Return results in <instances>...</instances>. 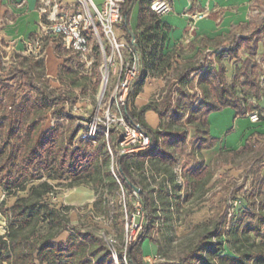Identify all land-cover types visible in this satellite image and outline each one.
<instances>
[{"label": "trees", "instance_id": "obj_1", "mask_svg": "<svg viewBox=\"0 0 264 264\" xmlns=\"http://www.w3.org/2000/svg\"><path fill=\"white\" fill-rule=\"evenodd\" d=\"M137 1L140 8L135 40L142 52L143 71L134 90L129 93L123 110L130 123L140 124L153 135L154 144L143 151V157L155 155L161 162L173 166L178 160L177 150L187 141L190 132L188 126L192 129L195 147L211 148L215 145V139L209 138V114L225 107H232L236 115H246L247 100L216 84L218 77L222 76L218 69L207 68L200 72L202 66L198 64L177 67L178 62L172 56L178 53V48L183 42H171L170 25L152 10L153 0L123 1L122 20L116 24H122L126 33H129L130 15ZM53 40L57 53L64 57L57 77L70 80L68 88L76 86L86 90L90 85L88 75L97 71L101 63L98 45H95V60L89 73L80 75L72 65L75 56H65L63 53L65 50L61 37L53 36ZM262 42L264 16L248 33L233 37L228 44L218 43V46L224 44L221 53L234 59L240 56L243 47L251 53H256ZM45 46L46 43H43L42 51L45 50ZM15 55L13 53V57ZM2 59L3 55L0 54V185L7 195L17 193L10 207L5 206V200L0 204L4 214H11L6 233L0 234V264H116L112 248L103 234L106 231H100L93 223L100 222L101 219L109 221L107 224L113 225L116 229L113 236L116 239L118 264H126L125 256L127 264H264V189L261 188L253 194L252 199H248L247 203L240 207V210L232 212L233 218L230 221L228 215L224 214L213 219L211 223L195 227L192 231L193 236H188L193 239L189 249L180 258L168 260L170 259L168 253L157 240L159 255L167 260L156 263L145 261L143 240L150 236V232L157 227L163 217L171 218L173 214L171 211H167L166 215L160 213L165 210L158 207L154 195L156 187L153 182L156 178L141 171L140 163L132 162L134 155L138 154L134 152L120 157L116 172L128 193L133 191L134 185L141 189L148 215L145 228L132 243H129L124 255L125 217L119 195L120 186L110 169V153L104 133L98 132L96 145L87 140H79L75 145L74 140L84 125L80 123L73 128L62 120L74 123L77 117L72 111L76 101L70 90L56 92L47 89L46 81L49 77H46L45 58H34L28 62V57H23L10 67L7 74L2 72ZM36 65L41 68L40 76L45 82L36 79L33 70ZM172 68L177 71L176 78L164 91L163 101L151 98L140 108L134 107L132 103L143 90L147 78L150 75L163 76ZM262 73L261 65L251 58H244L241 74L246 79L245 88L248 94L264 96V86L259 81ZM197 77L203 95L189 101L186 106L189 108L188 111L184 110L183 98H192L188 88L189 84L194 85ZM17 78L16 88L7 89L10 80ZM206 79L209 80V85L203 84ZM24 87L31 95L17 102L16 92ZM175 93L181 96L177 109H174ZM148 110H154L160 115L159 127L152 128L146 121L145 113ZM170 111L175 115L173 121H164ZM47 114L55 119L53 125H44L43 117ZM259 137L264 139V133ZM260 139L252 134L240 149L227 150L219 155L249 149L252 142H259ZM117 140L118 135L113 131L110 139L113 148ZM255 161L264 164V153ZM103 171L112 176L110 184L114 185L118 205L114 200L112 207H109L104 215L91 208L87 214L90 222L64 226L65 218L72 213L74 206L62 205L54 200V197L61 193L57 184L64 180H70L71 185L94 182L96 188L100 186L101 193L93 202L94 207L102 201L103 196H107L109 183L105 184L103 181ZM213 176L214 171L210 165L202 162L194 164L184 173V200H188L190 196L202 197L208 190L207 184ZM144 181L150 186L149 189L143 186ZM171 181L174 199L165 200L163 198H167L169 192L160 193L162 203L168 207L179 205L183 201L179 193L183 189L182 183L177 181L175 172L171 174ZM260 194L263 196L261 199L258 198ZM65 230L68 232L67 237L64 235ZM251 237L259 241L257 243L253 241L251 245L246 244V240Z\"/></svg>", "mask_w": 264, "mask_h": 264}, {"label": "rangeland", "instance_id": "obj_2", "mask_svg": "<svg viewBox=\"0 0 264 264\" xmlns=\"http://www.w3.org/2000/svg\"><path fill=\"white\" fill-rule=\"evenodd\" d=\"M95 1L98 5L102 6L103 0ZM51 2L52 3L50 6L44 5L42 2L41 5H44L48 11L52 10L53 6L56 5V3L58 5V11H60L65 4L71 5L70 8L73 12L77 10L75 6H72L73 0H51ZM139 8L140 3L139 1H137L133 5L130 15V28L134 33L138 31L137 26ZM263 16L264 7L259 10L253 11L251 14V23L259 21ZM114 29L119 41L125 43L130 41L129 33H126L125 28L122 24H115ZM44 37L45 36H42V32L40 31V33H38L32 39L27 40L25 44L22 45V47H17V43L15 41H0V54L3 55L2 72L7 74L10 70V67L22 60L23 57H28V62L33 61L34 58H36L35 52L27 51L28 42H34L38 38L43 40L45 39ZM105 42L107 48L109 49L108 42ZM222 50L223 48H220L217 43L205 44L203 42H197L196 44H192L184 42L178 48V53L174 54L172 57L175 61L178 62L177 67L180 68L184 67L187 64H198L202 66L200 72H203L207 68L220 70L222 76L218 77L216 84L220 88L227 89L226 91H232L236 93L240 98L246 99L248 103H251V108H253L252 101L256 96L247 93V90L245 88L246 79L241 74L242 64L244 58L248 57L261 65L263 68V73L259 81L261 85L264 86V78H262L264 76V42L260 44V48L256 53H251L246 47H243L240 56L234 59L230 58L227 54H222ZM123 51L125 52L124 48ZM14 52H16V55L13 57ZM63 53L65 54V51H63ZM71 56H75V60L73 61L72 65L75 69H79L82 64L79 60V57L74 54H72ZM61 58L63 62L64 57ZM97 69V71L93 73L91 72L88 75L87 80L89 81L90 85L86 90H82L81 88L76 86H70V88H68V85H70V80H65V78L61 79L57 76L55 78H49L46 81L48 82V90H55L56 92H68V90H70L73 93L71 94V96L73 97V99H75L76 102L73 107L72 113L77 118L75 119L73 124L69 123L67 120H62L65 121V124L67 126L71 125L74 128L80 123L82 125H85L82 121L86 118L92 117V115H94V113L97 111L99 103L101 102L103 105L106 98L109 96L111 91L110 89H108L103 96L101 94L100 84L102 75L99 67ZM33 70L36 79H38L39 82H45V79L40 76L41 68L36 65L34 66ZM176 74L177 71L175 70V68H172L168 70V72L163 76L150 75L148 78L159 80L162 82L161 85L154 88V92L151 94L150 99L154 98L163 101L162 99L165 93L164 91L174 83ZM17 80L18 78L16 80H10V86L7 87V89H15L16 83H18ZM203 84L209 85V80H204ZM188 92L191 94L192 98H183L184 100L182 107L187 111L189 109L186 107L188 105V102L192 99L196 100L203 95L198 77L195 79L193 86L189 84ZM29 94L31 95L30 91L26 87H24L20 91H17V102L21 101L25 96H28ZM173 100L174 109H177L176 107L179 103V100H181L180 94L175 93L173 95ZM174 117V112L170 111L166 115L164 121H173ZM185 121L186 120L184 119L183 122ZM43 123L45 126H50L55 123V119L52 118L50 114H47L43 117ZM187 128L190 131L192 130L190 126H188ZM78 143L79 140L78 137H76L74 140V144L77 145ZM195 148L196 147L194 146L191 135V137L187 139L186 143L177 150L178 160L176 162V171L179 175V178L183 177L182 179H180L181 181L183 180V183H185L184 173L186 171H188L196 163H204V161L200 157L201 155L198 154L202 149L197 148L196 151ZM262 153H264V139L259 140V142H252L249 149L241 150L238 153L225 152L220 155H216L209 164L214 171V176L211 182L208 184V190L206 191L202 199L198 200V198L192 197L189 200H183L179 205H174L172 207L169 206L170 208L168 209L170 210L167 209L165 211H162V214L165 215L167 211H171L170 213L173 214V217L171 216L172 219L166 218V216L165 218L163 217V219H161L157 224L156 230H152L151 232L154 235L155 239L160 242L166 253H168V257H170V259L168 258V260L180 258L189 249L190 242L191 240H193L191 238L193 236L192 231L195 230V227L211 223L213 219L224 214L228 215V221H230V219L233 218L232 212L240 210V207L245 205L248 199H252L254 197L253 194L257 193V190L259 188L264 189V164H259L255 161V159L258 158ZM104 168L105 165H103V169ZM102 177L105 184L109 183V186L106 185L107 196H103L102 201L94 207L93 202L98 199L99 195L101 194L99 189L100 186L96 188L94 182L92 184L89 182H83L71 185L69 182L70 180H64L57 184V188L61 193L59 196H55L54 200L62 205L74 206V210L72 211V213L65 218L64 226H66V224L81 225L83 223L85 224L90 222L87 214L88 210H90L91 208H94L104 215L106 210L109 207H112V203L114 200L116 205H118V198L115 197L116 193L114 191V185L112 186L110 184V182L112 181V176L107 174L106 171H103ZM15 193L11 194V196L15 197ZM262 197L263 196L261 194L258 195L259 199H261ZM93 223L99 227L100 231L107 232L109 230L110 234H116V229L114 228V226L108 225L109 223L102 219L100 222L94 221ZM190 227H192L191 231L186 232ZM64 235L65 237L68 236V232L66 230ZM118 239L120 240L119 236ZM253 241L257 243L259 240L257 238L251 237L249 240H246L245 243L251 245ZM252 247L255 248V246ZM142 248L144 253L150 252L151 254H155L158 250L157 243L152 242L150 237H146L143 240ZM166 260L167 259L164 257V260L161 261Z\"/></svg>", "mask_w": 264, "mask_h": 264}, {"label": "built area", "instance_id": "obj_3", "mask_svg": "<svg viewBox=\"0 0 264 264\" xmlns=\"http://www.w3.org/2000/svg\"><path fill=\"white\" fill-rule=\"evenodd\" d=\"M125 0H103L102 6L95 0H73L72 6L77 10L73 12L71 5L65 4L60 11L58 5L48 11L44 6H50L51 0H40L42 16L40 28L42 36H60L63 41L65 56L77 55L82 63L78 72L80 75L88 74L95 60V45L100 51L101 63L99 69L101 78L102 96L110 89V94L104 104L99 103L97 111L90 118L84 119L85 124L77 135L78 140H87L92 144L97 143V134L102 131L107 141L110 153V169L120 186V199L125 217V234L123 251L126 255L129 243H132L143 231L147 224L148 211L143 201L140 190L133 189L128 193L116 172L120 157L127 153H139L153 146L154 139L151 132L141 127L140 124L130 123L123 110V105L140 78L143 71L142 52L135 39L121 42L115 32L116 22L122 20L121 3ZM174 0H153L151 8L163 16L173 9ZM208 15V11L194 15L195 19ZM195 28V24L191 25ZM108 42L109 49L106 46ZM43 40L28 42L27 51L35 52V57H43ZM125 49V52L123 51ZM113 75V78H112ZM264 78V76L262 77ZM264 80V79H263ZM263 82V81H262ZM252 121L258 122L264 117V109L249 113ZM116 132L118 140L115 147L111 145L112 133ZM10 213L5 214L2 225L4 233L8 229ZM100 219V217H98ZM106 222H109L106 220ZM115 256L116 264L119 263L116 255V239L110 233L103 232ZM148 263L164 260L159 254L144 256ZM125 262L127 259L125 256Z\"/></svg>", "mask_w": 264, "mask_h": 264}, {"label": "crops", "instance_id": "obj_4", "mask_svg": "<svg viewBox=\"0 0 264 264\" xmlns=\"http://www.w3.org/2000/svg\"><path fill=\"white\" fill-rule=\"evenodd\" d=\"M263 7L264 0H174L173 9L164 14L162 19L170 25L172 43L188 42L196 44L197 42H203L205 44L217 43L218 45L221 42L228 43L233 37H239L242 33L251 31L261 20L251 23V14ZM204 11H208V15L195 19V14ZM41 16L40 0H0V41H15L17 47H22L27 40L40 33ZM193 24H195L194 29L191 28ZM44 38L43 43H46V46L43 57L45 58L46 75L49 78H55L58 76L62 56L56 51L53 36H45ZM224 44L219 47L224 48ZM161 84L162 82L159 80L147 78L143 90L132 103L133 106L140 108L146 104L150 100L154 88ZM253 99V108H251V103L247 102L248 111L246 115H236L234 109L229 107L209 114V138L215 139V145L208 149H202L199 153L196 152L201 155L200 157L206 165H209L214 157L221 152L243 147L252 134L260 139L259 135L264 133V117L260 121L254 122L249 117V113L264 109V96L254 97ZM145 118L152 128L159 127L161 123L160 115L154 110H148L145 113ZM191 135H193L192 131L189 132L187 139ZM195 149L197 151V147ZM160 154L162 155V153ZM143 156V152L135 154L132 162L134 164L140 163L141 171L156 178L153 185L156 187L154 195L158 207L162 210L169 208L162 203L160 193L169 192V196L163 199L170 201L174 199L173 183L171 181L173 172L176 173L177 181L182 183L183 189L179 193H181V200H184L185 183L180 180L183 177L179 178L177 174V163L171 166L169 163L161 162L158 156ZM142 184L146 189L150 188L146 181ZM192 197L197 198L196 196H190L188 200ZM202 197H198V200ZM3 200L6 202L5 206L10 207L15 197L7 195L0 185V204ZM4 221L5 214L0 209V234H4L2 227ZM191 229L192 227L186 232L191 231ZM149 237L152 242L157 243L158 250L156 253L154 252L155 254L143 252L144 256L159 254V244L152 232H150Z\"/></svg>", "mask_w": 264, "mask_h": 264}, {"label": "water", "instance_id": "obj_5", "mask_svg": "<svg viewBox=\"0 0 264 264\" xmlns=\"http://www.w3.org/2000/svg\"><path fill=\"white\" fill-rule=\"evenodd\" d=\"M132 7V6H131ZM130 7V8H131ZM125 22L127 23V19H125ZM129 34H130V37H131V39H135V33L132 31V30H129ZM125 111H126V113H127V110H126V108H125ZM134 188L135 189H137V190H140L141 191V189L138 187V186H136V185H134Z\"/></svg>", "mask_w": 264, "mask_h": 264}]
</instances>
